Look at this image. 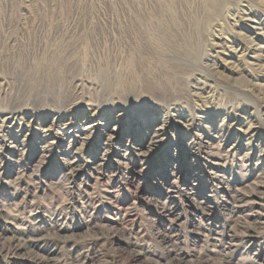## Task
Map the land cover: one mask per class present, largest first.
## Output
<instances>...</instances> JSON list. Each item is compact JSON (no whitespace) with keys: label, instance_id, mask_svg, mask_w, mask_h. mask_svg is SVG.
I'll return each instance as SVG.
<instances>
[{"label":"rangeland","instance_id":"obj_1","mask_svg":"<svg viewBox=\"0 0 264 264\" xmlns=\"http://www.w3.org/2000/svg\"><path fill=\"white\" fill-rule=\"evenodd\" d=\"M0 264H264V0H0Z\"/></svg>","mask_w":264,"mask_h":264}]
</instances>
